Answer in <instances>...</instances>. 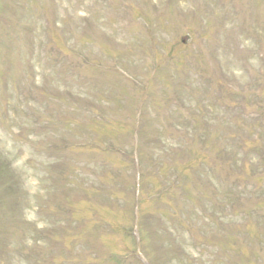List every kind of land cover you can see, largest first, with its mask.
<instances>
[{"label":"rangeland","instance_id":"rangeland-1","mask_svg":"<svg viewBox=\"0 0 264 264\" xmlns=\"http://www.w3.org/2000/svg\"><path fill=\"white\" fill-rule=\"evenodd\" d=\"M146 263L264 264V0H0V264Z\"/></svg>","mask_w":264,"mask_h":264}]
</instances>
